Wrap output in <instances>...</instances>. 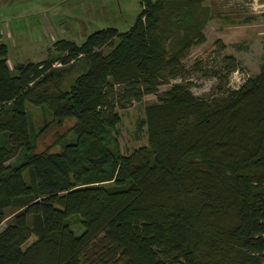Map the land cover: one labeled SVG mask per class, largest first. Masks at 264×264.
Here are the masks:
<instances>
[{"label":"trees","instance_id":"16d2710c","mask_svg":"<svg viewBox=\"0 0 264 264\" xmlns=\"http://www.w3.org/2000/svg\"><path fill=\"white\" fill-rule=\"evenodd\" d=\"M203 2L139 0L127 32L56 41L11 68L0 43V264H264V62L236 89L231 56L185 67L204 42ZM192 73L215 81L209 97L191 93ZM150 95L146 145L120 155L118 112ZM26 105L73 121L57 152L35 151L43 127Z\"/></svg>","mask_w":264,"mask_h":264},{"label":"rangeland","instance_id":"374dc122","mask_svg":"<svg viewBox=\"0 0 264 264\" xmlns=\"http://www.w3.org/2000/svg\"><path fill=\"white\" fill-rule=\"evenodd\" d=\"M203 5L210 14L202 31L204 42L193 46L182 63L189 67L194 60H200L204 66L213 67L219 65L223 56H231L238 64V71L228 76L227 87L236 89L245 79L257 74L264 62V0H204ZM139 11V0H0V43L7 48L10 68L19 63H35L49 56L47 50L56 41L80 45L86 36L97 30L112 28L118 33L127 32ZM215 41L223 47L218 48ZM57 65L53 63L55 68L59 67ZM75 75L76 71L66 66L62 87L66 88V81ZM189 77L194 96L206 98L213 92L215 81L212 78H203L200 73ZM178 82L180 80L176 79L158 90L165 91L170 84ZM155 100L152 95L146 96L139 104L118 112L120 122L114 136L120 155L146 145L145 135L136 125L143 117V107ZM26 111L33 133L43 127L35 141V151L57 152L58 142L68 138L73 121L56 125L45 109L26 105ZM12 162L13 159L8 164ZM9 220L8 215L0 230ZM67 223L74 235L81 233L77 217L69 218Z\"/></svg>","mask_w":264,"mask_h":264},{"label":"built area","instance_id":"2783aa9c","mask_svg":"<svg viewBox=\"0 0 264 264\" xmlns=\"http://www.w3.org/2000/svg\"><path fill=\"white\" fill-rule=\"evenodd\" d=\"M57 66H59V65H57Z\"/></svg>","mask_w":264,"mask_h":264}]
</instances>
